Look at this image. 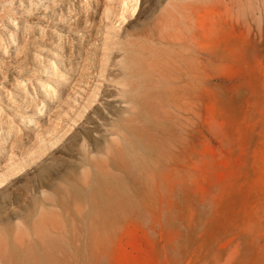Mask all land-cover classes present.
<instances>
[{
	"label": "rangeland",
	"instance_id": "374dc122",
	"mask_svg": "<svg viewBox=\"0 0 264 264\" xmlns=\"http://www.w3.org/2000/svg\"><path fill=\"white\" fill-rule=\"evenodd\" d=\"M0 232V264H264V0H0Z\"/></svg>",
	"mask_w": 264,
	"mask_h": 264
},
{
	"label": "bare ground",
	"instance_id": "6f19581e",
	"mask_svg": "<svg viewBox=\"0 0 264 264\" xmlns=\"http://www.w3.org/2000/svg\"><path fill=\"white\" fill-rule=\"evenodd\" d=\"M196 71V70H195ZM197 72V71H196ZM166 88V87H165ZM191 99V98H190ZM184 104V103H182ZM118 111V109H117ZM87 154H85L83 156L84 160H83V164L81 165L83 170H90L91 167H95L98 168V163L97 161H95V159L98 158L100 151H88L86 152ZM94 159V160H92ZM96 189V198L95 201L97 203H100L101 201L107 202V203H114L117 201L118 199V194L116 193V191L112 190V188L105 186L103 183H98L97 188ZM94 196V195H93ZM98 200V201H97ZM53 202V199L49 196H45V197H36L34 199V204L33 206H28L36 211H43L48 204H51ZM23 223V221L20 218H17V220L14 222L15 226L17 227V233H20V228L19 226H21ZM10 223H7V227H10ZM8 233V232H7ZM2 236L1 232H0V237ZM38 239V237H37ZM42 240V238H41ZM52 243L48 242H42V244L40 245L41 247V251L39 252L38 250H35V248L29 247L28 249L25 250V252L23 253V260H24V264H55V260L56 257L54 256V254L52 253ZM2 256H1V261L3 262L2 264H17L14 263L15 261V255L12 254V252H9V254L7 253V247L2 249L1 252ZM8 260V261H7Z\"/></svg>",
	"mask_w": 264,
	"mask_h": 264
}]
</instances>
